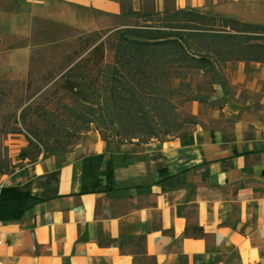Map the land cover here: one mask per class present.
<instances>
[{
  "label": "crops",
  "instance_id": "0c3cea01",
  "mask_svg": "<svg viewBox=\"0 0 264 264\" xmlns=\"http://www.w3.org/2000/svg\"><path fill=\"white\" fill-rule=\"evenodd\" d=\"M169 5L264 24V0ZM127 6L143 8L141 0H0V79L26 80L30 47L13 42L32 19L83 33L110 27ZM234 69L249 86L264 78V63ZM222 110L237 119L196 126L184 142L106 144L91 124L70 149L0 173V264H264V111L231 99Z\"/></svg>",
  "mask_w": 264,
  "mask_h": 264
},
{
  "label": "trees",
  "instance_id": "16d2710c",
  "mask_svg": "<svg viewBox=\"0 0 264 264\" xmlns=\"http://www.w3.org/2000/svg\"><path fill=\"white\" fill-rule=\"evenodd\" d=\"M126 12L135 22L117 28L111 41L100 39L97 31L80 33L78 48L59 61L57 87L71 100L62 107L79 118L78 134L92 124L106 144L109 134L118 144L163 140L160 134L184 142L191 130L181 128L184 122H197L188 112L180 119L175 100L197 99L192 75L200 73L211 87L228 61H243L245 69L264 63V24L183 8L138 12L128 7ZM35 140H28L33 153L22 149L21 158L40 154Z\"/></svg>",
  "mask_w": 264,
  "mask_h": 264
},
{
  "label": "rangeland",
  "instance_id": "374dc122",
  "mask_svg": "<svg viewBox=\"0 0 264 264\" xmlns=\"http://www.w3.org/2000/svg\"><path fill=\"white\" fill-rule=\"evenodd\" d=\"M163 1L166 6L164 9H168L172 0ZM141 2L143 8L140 12L160 10L159 0ZM134 22V15L126 12L115 19L110 27L98 28L97 36L111 41L117 28L132 25ZM80 33L81 31L70 26L32 19L29 32L13 42L29 45L31 54L26 80L13 82L0 79V168L4 173H15L21 170L24 164L31 163L38 157L62 153V149H70L78 137L76 128L80 123L79 118L71 117L70 112L62 107V103L71 105V100L57 86L62 69L59 61L64 54H70L78 48ZM110 59L111 52L106 49L105 61ZM235 65L236 62H233L217 73V81L211 87L203 83L200 73L190 77V87L195 90L194 96L197 99L184 101L182 96H179L175 102L177 112L181 115L180 119L187 112L192 113L197 124L188 125L186 121L181 128L189 126L193 129L201 125L214 129L229 125L237 119L238 113L227 115L222 110L228 99L236 102L249 100L256 109L264 111V78L249 86L246 81L236 79L233 74ZM109 135L108 141L113 142V135ZM168 137L159 135L161 139ZM35 138L40 154L34 160L21 158L22 149L33 153L28 140Z\"/></svg>",
  "mask_w": 264,
  "mask_h": 264
},
{
  "label": "built area",
  "instance_id": "2783aa9c",
  "mask_svg": "<svg viewBox=\"0 0 264 264\" xmlns=\"http://www.w3.org/2000/svg\"><path fill=\"white\" fill-rule=\"evenodd\" d=\"M2 242V239L0 238V243Z\"/></svg>",
  "mask_w": 264,
  "mask_h": 264
}]
</instances>
